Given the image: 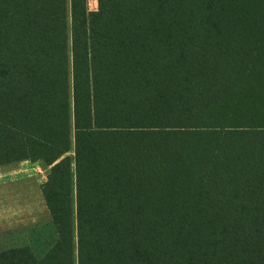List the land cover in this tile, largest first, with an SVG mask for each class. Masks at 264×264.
<instances>
[{
    "label": "trees",
    "instance_id": "16d2710c",
    "mask_svg": "<svg viewBox=\"0 0 264 264\" xmlns=\"http://www.w3.org/2000/svg\"><path fill=\"white\" fill-rule=\"evenodd\" d=\"M20 158L47 216L0 264H264V0H0Z\"/></svg>",
    "mask_w": 264,
    "mask_h": 264
},
{
    "label": "rangeland",
    "instance_id": "374dc122",
    "mask_svg": "<svg viewBox=\"0 0 264 264\" xmlns=\"http://www.w3.org/2000/svg\"><path fill=\"white\" fill-rule=\"evenodd\" d=\"M87 7L90 10L95 9L96 0H87ZM68 154L72 155V149ZM22 159L30 160L20 158L15 161H23ZM32 166L38 171L35 164L32 163ZM32 166L27 164L17 169L13 168L11 161L0 162V180L2 176L12 178L15 175L13 172L17 170L24 173L23 179L12 178L9 181L0 182V243L2 246H8L10 241V244L22 241L29 226L46 218L37 191L41 173L38 171L35 174ZM39 168L42 170V167ZM8 231L10 233L7 235Z\"/></svg>",
    "mask_w": 264,
    "mask_h": 264
},
{
    "label": "crops",
    "instance_id": "0c3cea01",
    "mask_svg": "<svg viewBox=\"0 0 264 264\" xmlns=\"http://www.w3.org/2000/svg\"><path fill=\"white\" fill-rule=\"evenodd\" d=\"M23 161H11V162H13V168H19L20 169V166H25V165H27V164H29L30 166H32V163L33 164H35V166H36V168H38V171H39V173H41V176H40V181H39V183H38V188H37V191L39 192V199H40V201H41V205L43 206V209H44V214H45V216H47V210H46V207H45V204H44V201H43V198H42V195H41V191H40V183L44 180V178H45V174H46V171H47V166H45L41 161H39V160H37V161H35V162H32V161H30V160H26V159H22ZM28 161V162H27ZM15 164H17V165H15ZM33 167V166H32ZM39 167H42V170H43V172H42V170L39 168ZM17 168V169H18ZM34 168V167H33ZM16 169V170H17ZM34 170H35V174L38 172V171H36V169L34 168ZM15 175H13V177L12 178H14V179H16V180H19V179H23V176H24V173L22 172V171H19V170H17V171H14L13 172ZM12 178H10L9 176H7L6 178H4V176H2L1 177V180H3V181H1L0 180V182L2 183V182H4V181H9V180H11ZM37 215V214H36ZM42 215V214H41Z\"/></svg>",
    "mask_w": 264,
    "mask_h": 264
}]
</instances>
